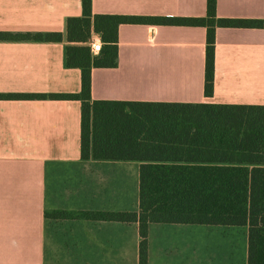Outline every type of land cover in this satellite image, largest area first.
I'll return each instance as SVG.
<instances>
[{"label":"crops","instance_id":"1","mask_svg":"<svg viewBox=\"0 0 264 264\" xmlns=\"http://www.w3.org/2000/svg\"><path fill=\"white\" fill-rule=\"evenodd\" d=\"M92 11L204 17L207 0H92ZM216 11L264 19V0H217ZM81 14L82 0H0L1 32L64 37L0 41V94H78L81 71L66 66L65 32L67 19ZM215 46L214 91L206 97L205 28L121 25L117 66L92 70V99L264 105V29L217 28ZM81 107L0 99V264H139L137 222L46 215L139 211L141 163L82 159ZM204 227L150 224L148 264H206Z\"/></svg>","mask_w":264,"mask_h":264},{"label":"trees","instance_id":"2","mask_svg":"<svg viewBox=\"0 0 264 264\" xmlns=\"http://www.w3.org/2000/svg\"><path fill=\"white\" fill-rule=\"evenodd\" d=\"M207 0L204 17L82 14L66 21V66L81 71L78 94H0V99H58L81 102V157L140 162L138 212L53 211L55 219L92 218L137 222L139 264H148L153 223L247 228L246 264H264V105L93 100L92 70L114 68L118 30L124 24L206 29L204 94L215 80L217 28L264 29V19L217 16ZM104 47L92 55V35ZM60 32L0 31V41L60 42Z\"/></svg>","mask_w":264,"mask_h":264},{"label":"rangeland","instance_id":"3","mask_svg":"<svg viewBox=\"0 0 264 264\" xmlns=\"http://www.w3.org/2000/svg\"><path fill=\"white\" fill-rule=\"evenodd\" d=\"M210 248L205 255L206 264H246L247 228L239 226H208Z\"/></svg>","mask_w":264,"mask_h":264},{"label":"built area","instance_id":"4","mask_svg":"<svg viewBox=\"0 0 264 264\" xmlns=\"http://www.w3.org/2000/svg\"><path fill=\"white\" fill-rule=\"evenodd\" d=\"M92 55H97L104 47L101 38L98 35H93L89 43Z\"/></svg>","mask_w":264,"mask_h":264}]
</instances>
